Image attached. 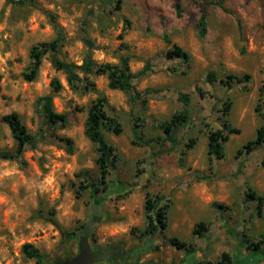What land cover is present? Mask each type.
Wrapping results in <instances>:
<instances>
[{"label":"rangeland","instance_id":"obj_1","mask_svg":"<svg viewBox=\"0 0 264 264\" xmlns=\"http://www.w3.org/2000/svg\"><path fill=\"white\" fill-rule=\"evenodd\" d=\"M10 1L0 0V151L16 152L3 121L13 112L36 141L21 157L0 159V264H37L23 254L25 243L45 253L47 262L54 252L75 249L89 223H95L91 240L137 244L167 260L187 253L172 245L176 237L194 249L191 264H219L223 253L233 264H264L263 254L248 248L264 242V219L247 197L249 190L264 194V144L238 155L264 125V0H29L24 6ZM202 11L205 37L197 26ZM59 33L61 60L81 66L87 54L98 64L127 57L134 74L146 69L133 80L135 99L112 90L106 75L89 76L92 89L72 90L54 69L51 52L38 77L26 81L32 47ZM174 45L190 54L189 62L168 57ZM209 72L216 82L206 81ZM231 73L252 78L228 89L220 80ZM54 77L63 85L54 107L67 116L64 125H48L38 105ZM182 94L189 96L190 122L174 132V141L167 140L159 126L181 110ZM100 96L123 132L104 130L118 156L107 177L109 189L93 197L80 186L94 181L103 188L96 146L85 135L90 107ZM227 103V118L240 133L225 144L224 157L215 159L208 154V130L221 129ZM135 125L149 146L132 143ZM191 139L196 143L187 148ZM147 194L169 205L168 228L153 235L147 229ZM52 221L76 238L65 239ZM201 221L208 225L203 237L193 232Z\"/></svg>","mask_w":264,"mask_h":264},{"label":"trees","instance_id":"obj_2","mask_svg":"<svg viewBox=\"0 0 264 264\" xmlns=\"http://www.w3.org/2000/svg\"><path fill=\"white\" fill-rule=\"evenodd\" d=\"M15 6H24L29 3V0H11L10 1ZM120 8V1L116 6V9ZM177 16H181L182 5L180 2L175 4ZM199 29V35L205 37L208 32V24L206 14L202 11L197 23ZM62 42L61 33L59 37L51 42L39 43L32 47L30 51V65L26 72H24L23 77L26 81H34L40 72L43 57L51 52L53 55L52 65L56 71H59L65 75L66 82L68 86L75 91H87L92 89L94 84L88 80L91 75H106L109 80V87L112 90H119L124 93L130 94L132 98L135 99L134 95V85L133 80L146 73V69L140 71L139 74H134L129 66V59L124 57L119 63H96L90 54L86 55L83 65L78 66L74 63L61 60L56 56L60 49ZM170 58H181L185 62H189L191 59L190 54L182 49L178 45H174L172 49L167 52ZM83 74V75H81ZM251 75L244 74H228L225 78L221 79L220 82L231 89L234 84H248L251 80ZM217 77L213 72H209L206 76V81L210 83L216 82ZM50 93L42 96L38 100V105L40 106V113L43 115L46 123L48 125H56L58 123L64 125L67 123V116L65 114H59L56 112L54 107L55 96L63 89L62 82L59 78L54 77L50 82ZM244 90L246 88L244 87ZM263 86L260 88L261 97L263 95ZM203 96V93H200ZM182 103L181 110L173 115L169 121L160 124L159 128L167 136V140H172L174 132L182 126H187L190 122V112H189V96L187 94H182L179 97ZM108 100L106 97H98L91 105L89 110V116L85 125V135L88 139L94 143L98 152V158L96 160L99 167V180L100 184H103L101 189L94 181L87 182V184H82L80 186L81 191L90 189L92 196L96 197L98 194L106 192L109 189V184L107 183V177L112 170L115 169L116 159L118 156V148L111 142H109L104 134V130L113 132L116 135H120L123 132L122 126L117 118L112 116L108 112ZM231 110V103H227L222 110V127L219 130H208V154L210 157L215 159H222L224 157L225 144L230 140V137L235 134H239L240 130L233 127L228 120V115ZM257 111H259L257 109ZM135 120H137L135 118ZM3 121L9 126L13 138L16 143V152H1L0 159L12 160L17 159L22 156L24 151L29 145H32L36 138L32 136L25 125L22 123L19 114L13 112L7 114L3 117ZM65 142L69 145L72 144L70 139H65ZM132 143L138 146H149L150 141L144 140L143 134L139 130V126L135 125L133 128V139ZM196 143L195 139H191L186 145L187 148H192ZM264 144V125L257 131V135L254 139L249 140L245 143L239 150L238 155L243 153L249 154L256 148ZM157 156V155H156ZM145 210L147 212L149 233L151 235L155 234L157 231H164L168 228V217L167 211L169 205L166 203L160 205L157 200H151L149 194L146 195ZM247 197L257 202L256 210L259 217L264 219V194L257 195L254 191L249 190ZM214 207H221L218 203H213ZM153 214V217L150 215ZM61 231L65 239L76 238V233L68 232L63 230L56 221H52ZM208 225L206 222H198L193 232L195 235L200 237L204 236V232H207ZM172 245L179 249H185L187 252H193L192 246L189 247L185 242H181L178 238H170ZM262 241L252 242L249 245V249L253 251V254H263L264 257V247ZM23 254L29 258L34 259L37 264H45L47 255L42 253L38 248H36L31 243H25L22 247ZM197 264H214L211 260H199ZM219 264H233V260L229 253L222 254V260Z\"/></svg>","mask_w":264,"mask_h":264},{"label":"flooded vegetation","instance_id":"obj_3","mask_svg":"<svg viewBox=\"0 0 264 264\" xmlns=\"http://www.w3.org/2000/svg\"><path fill=\"white\" fill-rule=\"evenodd\" d=\"M94 253L104 255V259L93 264H191L193 258L187 252L184 257L167 260L160 253L152 254L144 246L128 244L123 241L101 242L89 239ZM79 254L78 242L73 250L57 251L52 254L46 264H67Z\"/></svg>","mask_w":264,"mask_h":264},{"label":"water","instance_id":"obj_4","mask_svg":"<svg viewBox=\"0 0 264 264\" xmlns=\"http://www.w3.org/2000/svg\"><path fill=\"white\" fill-rule=\"evenodd\" d=\"M94 225L95 223H89L84 227L78 241L79 254L67 264H93L104 259V255L94 253L90 248L89 238Z\"/></svg>","mask_w":264,"mask_h":264}]
</instances>
